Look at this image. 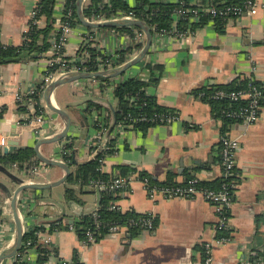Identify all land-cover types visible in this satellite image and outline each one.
Instances as JSON below:
<instances>
[{"label":"crops","instance_id":"crops-1","mask_svg":"<svg viewBox=\"0 0 264 264\" xmlns=\"http://www.w3.org/2000/svg\"><path fill=\"white\" fill-rule=\"evenodd\" d=\"M123 1L129 6L136 3V0ZM184 1L190 7L215 3V0ZM225 1L222 0L223 3ZM253 1L257 12L226 20L221 25V33L216 22L209 19L184 40L156 33L143 60L120 77L110 78V84L95 80L97 78L78 80L58 86L51 94L52 105L67 112L71 124L64 139L41 144L38 151L46 158L68 165L71 174L77 165L95 159L90 154L91 143L102 124L101 138L111 151L100 171L109 177L120 176L119 167L133 171L124 176L132 178L127 192L117 194L113 202H117L125 213L151 215L152 228L142 230L134 227L130 230L124 227L115 236L103 234L95 243L84 246L73 225L81 215L98 208L100 192L89 186H83L84 189L74 186L82 191L78 194L82 204L68 201L65 190L71 185L66 183V179L50 189H28L17 195L16 209L24 234L35 231L36 240H23L18 252L1 264H37L39 254L36 245L51 251L45 264H74V260L76 264H199L205 256L203 244L207 242L214 244L213 264H264V104L256 122L246 125L235 121L225 129L223 121L213 116L210 105L197 94L206 86L225 85L244 78L259 82L264 89V0ZM37 2L0 0L1 44H22L23 35L32 24V11L38 7ZM64 4L65 0H55L52 42L57 33L60 34ZM45 25V18H40L38 27ZM135 32L90 29L78 23L63 47V57L75 60L79 48L89 45L116 58L118 52L135 45L131 41ZM52 46L36 59L30 57L0 64V140H6V145L0 147L2 156L9 155L3 154V148L10 140L18 142L16 150H33L38 140L52 138L64 129L63 120L45 107L43 91L48 84L38 96L44 116L40 134L28 125L25 111L15 98L16 94H27L41 85L42 78L52 72L49 64L53 58ZM136 49L133 47L126 58ZM146 63L162 67V73L159 75L157 71L155 74L158 81L150 82L146 93L154 96L160 106L172 110L176 120L151 126L145 131L133 127L118 132L112 118L116 106L114 88L127 77L147 81ZM88 102L102 108L88 109ZM224 134L237 139L239 148L235 157L236 187L228 209L229 241L218 244L215 241L219 237L216 231L218 213L208 201L199 196L192 199H150L139 181V174L146 173L157 183L170 180L171 184H183L193 177L199 182L219 179L222 177L219 144ZM64 148L70 152L67 158L62 153ZM35 163L41 167L40 174L31 178L29 170ZM4 168L25 184L55 182L64 176L61 168L39 161L35 152L22 169L16 165ZM0 182L11 192L18 186L2 172ZM52 222H60L61 229L51 232ZM45 238L49 239V244L44 242ZM15 239L16 226L9 210V196L0 190V254L11 248ZM28 241L30 246L24 248Z\"/></svg>","mask_w":264,"mask_h":264},{"label":"trees","instance_id":"trees-1","mask_svg":"<svg viewBox=\"0 0 264 264\" xmlns=\"http://www.w3.org/2000/svg\"><path fill=\"white\" fill-rule=\"evenodd\" d=\"M76 1L77 0H65L62 11V19L64 20L67 19L64 18V14H67L69 11H71V17L68 20L71 26H76L78 23L80 24L76 14ZM202 1L205 2V0ZM243 1L244 0H226L223 3L222 0H215L214 4L218 7H222L227 5L241 4ZM37 5L36 19L39 20L40 18L44 17L46 20L45 27L39 28L37 24H30V27L23 35V42L20 46H4L0 43V64L19 62L30 57L36 59L39 57V55L46 53L52 46L53 42L50 39L54 33L53 24L55 14V0H38ZM201 5L204 6L205 3H201ZM178 7V3H165L159 0H136L134 6H129L123 0H109L108 2H104L103 0H88L82 8V12L85 18H94L96 20L101 18H110L111 16L120 12H131L135 18L145 21L150 26L153 35L160 32H166L169 35H177L181 33L193 34L197 27L203 25L208 20V17H202L199 22H193L190 19V14L186 13L182 17L177 18L176 22L174 23V20L176 19L174 12ZM184 8L192 9L195 7H190L185 3ZM214 21L218 26V32L221 33V25L224 24L225 21L222 22L221 19H215ZM112 29L129 32L130 34H132L134 31L141 32L140 29L135 27ZM57 34L59 36V33ZM133 47H139V44H135L134 46L130 45L125 50L118 52L115 58L116 62L119 64L124 63L127 60L126 55L129 52L131 53ZM84 50L89 51L93 57L103 54L97 48H93L89 45H86ZM85 65L90 71L96 70V66L92 61ZM144 65L145 69H147L149 73V79L147 81L137 77H127L119 82L114 88L113 96L116 101V106L112 117L114 126L121 121L144 118V121H138L133 127L140 131H145L151 126L160 124V122L156 120L157 116H167L173 114L172 110L160 106L154 96H150L146 93V88L148 85L158 81V76H155V74L158 71L160 75L162 73V67L158 65H151L150 63H146ZM54 69L55 67L53 66L51 71ZM95 80L104 84H110L112 81L110 78H97ZM253 81V83L260 85L259 82L255 80ZM249 82L250 80L248 78L235 79L229 84L225 85L206 86L205 88L200 89L197 94L199 96L203 95L200 97L201 100L210 105L213 116L220 118L223 121V126L225 129H228L235 121L225 118L222 112L227 108L239 110V108L245 106L246 101L231 103L228 99L212 100L208 97L217 90L230 92L247 89ZM262 90L264 91L263 88ZM87 106L88 109L95 108L96 110H100L102 108L100 105L93 102H88ZM222 131L224 133L225 130ZM33 157L34 152L31 148H20L7 156L0 155V164L4 165V167L16 165L18 169H22L24 165H26V163H28ZM100 158L101 156L92 161L79 164L75 167L74 171H72L66 180V183L71 185V187H66V200L82 204L78 198V194H81L82 191L76 190L73 188L74 186L83 188V186H88L91 181H107L112 178L100 171ZM119 169V175L123 177L133 173L130 168L119 167ZM139 177L147 178L150 185L171 184L169 182L170 180L165 183H157L155 180L148 177L146 173H140ZM236 180L237 179H235V175L229 178L221 177L211 182H199L198 187L203 189L207 188L211 190H220L223 184L230 182L236 184ZM234 191L235 189H232V194H234ZM117 194L119 193L108 191L98 193L97 216L99 222L102 223V226L107 227L109 223L127 225V221L131 219L137 220L139 217L138 215L130 212L122 213L110 209L111 203L117 198ZM93 224V217L90 214H83L79 217L78 221L73 225V227L75 228L78 236L82 239L85 230L87 228H92ZM133 228L129 229L132 230ZM60 229V222H52L50 224L51 232L59 231ZM34 232L35 231L25 233L23 238L24 242L27 240L34 242L36 240ZM106 232L107 228H104L100 231V235L106 234ZM36 247L39 254L37 264H45L50 257L51 251L45 246L36 245ZM54 252L55 251H53V253ZM73 262L76 264L75 260Z\"/></svg>","mask_w":264,"mask_h":264},{"label":"built area","instance_id":"built-area-1","mask_svg":"<svg viewBox=\"0 0 264 264\" xmlns=\"http://www.w3.org/2000/svg\"><path fill=\"white\" fill-rule=\"evenodd\" d=\"M86 1V0H85ZM179 7L175 10L174 16L176 19L182 17L184 14L189 13L190 19L192 21L199 22L202 17H208L209 20L221 19L222 22L232 18L238 17L242 14H249L254 15L257 11V7L254 1L252 0H244L241 4L236 5H227L218 7L215 4H206L201 5L197 4L194 6L195 8L192 9H185V1L179 0L178 2ZM37 14V6L32 11L33 25H38V19H36ZM71 17V11L67 14H64V18L66 20H60V34L53 42L52 51H53V58L50 60V66H54L55 69L46 74L41 81V85L32 88L27 94H16L15 98L18 102V106L22 108L25 112V116L27 119L28 125L35 130L36 133L40 134L43 123H44V116L43 111L40 109V99H38L39 92L43 90V88L51 82L53 79L63 76L67 73L72 72H79L82 70H87L88 62L92 61L96 66L97 71H103L115 68L121 64L116 62L115 56H108L106 54H101L100 56L93 57L92 54L84 50L85 45H82L79 48V54L75 57V60H66L63 57V47L66 44L67 38L72 34L74 31L75 26H71L70 22L68 21ZM136 19L131 12L128 13H117L110 18H101V19H87L89 21H106L111 19ZM175 26V25H174ZM175 30V29H174ZM158 35H169L166 32H160ZM172 37L181 40L186 39L188 34L181 33L177 35H171ZM134 44H139L136 51L131 54L129 58H127L126 62L141 50V46L144 44L145 35L142 32H135L133 38L131 39ZM99 50V49H98ZM125 63V62H124ZM123 64V63H122ZM254 69V67L252 68ZM250 82L248 84V88L244 90H237V91H224V90H217L213 94H211L208 98L212 100H223L228 99L231 103L246 101L245 106L239 108V110H232V109H225L222 114L225 118H228L233 121H239L243 124L249 125L256 122L259 118V112L264 104V91L262 90L261 86L258 84L253 83V79H249ZM1 91V89H0ZM203 95H200V97ZM39 100V102H38ZM176 115H163L157 116L156 120L160 122V124H169L176 120ZM144 118L141 119H132L127 121H121L116 124V129L118 132H122L124 130H128L133 128L135 123L138 121H144ZM103 125L100 124V128L98 133L93 137V143H91V156L95 159L100 157V164L103 165L105 158L109 154V150L111 149L107 142L101 138V134H103ZM6 145V140H0V147ZM220 165L222 168V178H229L234 176L235 174V166H236V153L239 148V142L235 138H231L227 135H222L220 138ZM63 156L67 158L70 154L69 150L66 148L63 149ZM40 165L33 164L30 167V177L34 178L37 177L40 172ZM29 177V178H30ZM132 178L131 177H123V176H116L112 177L107 181H91L89 183V187L94 188L98 192H113V193H124L127 192ZM139 181L141 182L144 190L146 191L148 197L150 199H154L156 197H161L163 199H192L197 196L204 198L208 201L218 213V221L216 224V231L218 233V238L215 240L218 244H226L229 241V217H228V209L231 205L232 201V189L234 190L236 184L230 182L223 184L220 190H211L207 188H199V180L195 177L188 179L183 184H163V185H150L147 178H140ZM231 190V191H230ZM111 210L119 211L125 213L121 206L117 202H112L110 206ZM98 208L91 210L89 214L94 219V224L92 228H87L84 232L83 238L81 242L84 246L91 245L98 240L100 236V231L104 228H107L106 234L115 236L120 231L126 228H140L142 230H150L153 226V218L151 215H143L139 216L137 220L131 219L127 221V225H120L117 223H109L107 227L102 226V223L99 222L97 216ZM39 235V234H38ZM46 244H49V239L45 238L44 241ZM30 242H26L24 248H28L30 246ZM213 243L207 242L203 244L205 250V256L202 258V261L199 264H213ZM259 264V263H257Z\"/></svg>","mask_w":264,"mask_h":264},{"label":"water","instance_id":"water-1","mask_svg":"<svg viewBox=\"0 0 264 264\" xmlns=\"http://www.w3.org/2000/svg\"><path fill=\"white\" fill-rule=\"evenodd\" d=\"M84 0H77L76 1V14L78 21L80 22L81 25H83L86 28L90 29H98V28H138L140 29L144 35H145V42L141 50L138 52L136 56H134L132 59L128 60L127 62L112 68L108 70H103V71H79V72H72V73H67L64 74L63 76H59L55 79H53L51 82L48 83V85L45 87L43 91V101L45 104V107L57 114L64 123V129L61 133L58 135L52 137V138H45V139H40L36 142V144L33 147V150L35 152V155L37 159L41 162H43L46 165L49 166H57L61 168L64 171V176L55 181V182H50V183H31V184H25L21 180H19L17 177L13 176L10 174L2 165H0V172L4 173L8 178L11 180L15 181L18 186L16 189L11 192L9 191L8 187L0 182V190L7 192L9 196V210L10 213L13 217L15 226H16V239L13 244V246L7 250H4L0 254V264L3 263V261L12 258L20 249L22 241H23V236H24V230L22 226L21 219L17 213L16 209V199L17 195L21 193L22 191L25 190H44V189H50L52 187L58 186L62 183L65 182V180L69 177L70 175V168L68 165L65 163H62L57 160H51L49 158H46L43 156L39 151L38 148L41 144L44 143H51V142H56L59 140L64 139V137L67 135L70 124H71V119L70 116L67 112L64 110L53 106L50 97L52 92L54 91L55 88H57L60 85L68 84L74 81L78 80H85V79H91V78H114L117 76H120L124 74L125 71H127L130 67L137 65L139 62L143 60V58L147 55L149 52L151 45L153 43V34L150 26L143 20L140 19H111L103 22H93V21H88L82 12V5H83ZM18 146V142L15 140H10L8 142V146L3 148V154L7 155L15 151ZM73 163L77 164L76 161L73 159Z\"/></svg>","mask_w":264,"mask_h":264},{"label":"rangeland","instance_id":"rangeland-1","mask_svg":"<svg viewBox=\"0 0 264 264\" xmlns=\"http://www.w3.org/2000/svg\"><path fill=\"white\" fill-rule=\"evenodd\" d=\"M84 5H85V0H84V2H83V5H82V8L84 7ZM257 12V11H256ZM137 19V18H136ZM131 20H133V19H131ZM89 21V20H88ZM107 21V20H106ZM93 22H103V21H93ZM154 41V40H153ZM144 45V44H143ZM143 45L141 46V48L143 47Z\"/></svg>","mask_w":264,"mask_h":264},{"label":"bare ground","instance_id":"bare-ground-1","mask_svg":"<svg viewBox=\"0 0 264 264\" xmlns=\"http://www.w3.org/2000/svg\"><path fill=\"white\" fill-rule=\"evenodd\" d=\"M84 71V70H83ZM120 77V76H119Z\"/></svg>","mask_w":264,"mask_h":264}]
</instances>
